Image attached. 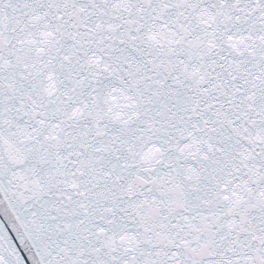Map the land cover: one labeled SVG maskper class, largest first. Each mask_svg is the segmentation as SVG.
Returning <instances> with one entry per match:
<instances>
[{"label":"water","instance_id":"95a60500","mask_svg":"<svg viewBox=\"0 0 264 264\" xmlns=\"http://www.w3.org/2000/svg\"><path fill=\"white\" fill-rule=\"evenodd\" d=\"M57 1L62 2L57 4ZM82 1L85 2V5L90 10L98 5L99 1H101V5L99 6L100 10L95 9V11H90L84 8L87 10L86 12H91L89 14L87 13L91 18L88 19V21L91 23V26L88 28V33L80 34V37H77L74 40L76 41L74 42L75 45H83L84 50H82L81 53L69 49L66 59L65 56L58 58L51 55H49L47 58L44 55L45 51L48 49L49 43L48 41L43 40V45L46 47L26 57L29 59V63L28 65L22 63L21 69L23 73L21 75H18L15 71L10 70V72L7 74L5 73L4 77L0 76V78L3 77V82L0 84V264H87L88 262L85 256H80L76 258L75 261H73L71 257L72 251H66V246L68 245L65 243H60L59 240L61 239V236L59 235V223L62 221L65 222L71 220L72 213L81 208L83 211L78 213L81 216H84L85 219H81L80 221H84L86 228L89 227V223L93 224L90 213L98 209L99 201H94L92 197L98 195L99 199H101L102 195L106 192L105 189L97 190L96 188L111 189L110 193L112 192L113 194H116V191L121 192V194L119 193L120 196L118 195L116 198L124 199L128 197V200L136 201L138 205L137 208L134 209L135 215L133 210L126 212V215H133L132 219H126L123 224V227L126 230L120 227L117 231L116 228L120 226L119 223L121 222H119V220L114 221L111 217L110 219L107 218V216H104L106 213L102 212L100 214V218L96 222L103 224L102 229L104 231V235H107L109 232L113 233L115 230L117 232L114 234V236L117 238H123V236L127 237L133 234L130 239H133V244L136 245V247H139V250L136 249V251L138 253L142 252L143 258L148 259V261H146L147 264H172V262L167 259V255L163 257L161 256L164 250L167 251V244L164 243L163 240L167 239L169 241L168 243L171 241L170 237H166L167 224L162 221V218L165 219L164 216L167 212L164 210L166 206L170 205L169 213H171V210L174 211L175 208L178 209L181 200H184L183 197L180 196L181 192L179 188L175 187L171 188L170 190L168 189L167 192L164 191L157 196H153L146 192L144 199H141L143 198L142 194L137 192L136 194H140L141 196L134 195L133 193L135 190L129 189L127 186L123 187V185L120 187L119 184L110 181L109 176L110 171L113 167H115L117 162L124 160L128 162L129 159L132 158L138 166L135 164L134 166H131V169L135 170V172L141 171L144 173L142 181H144L145 185L142 188L145 189L150 183L156 182L150 181L148 175L152 171L151 168L157 164V162H155L158 158L157 146L161 145L164 147L169 141L170 136H175L176 132L174 128H171V125L169 124L170 126L167 128L165 138L160 141L155 140L150 142L151 147L142 145V142L138 138H135L133 143H131L128 135L125 134L124 131L130 128V133L133 132L131 126L134 122V119L132 116H129L126 120H123L125 118H122L119 112H115L110 108H104L102 104L97 103L104 114L108 116L114 112L115 115L114 118L110 120L111 124L98 126L97 122L99 119L87 114L88 109L92 104L95 103L94 101H91L88 106H83V100L80 103H76V105H74L72 100L75 98L72 96V94L64 97L65 93H67L65 89L69 91V89H72L73 87L77 88V92H79L78 96L81 97L84 94L86 95L85 86L80 82V69L77 66L78 64L82 63V69L87 67L86 72L88 70V75L90 70H93V72L97 74L99 67L107 68L108 63L112 64L111 69L117 65L124 64L126 56H124V59H122V54L120 52H118L116 55L114 52H112L109 56H106L104 59H102V53L108 44V42H105L108 39L107 35H110L112 31L118 29L116 24L117 22L113 24L115 18H103L102 14L104 11L102 8H108L106 1L69 0V2H67V0H41L36 6H30L27 8L19 7V9H17L19 12L22 11L26 15L25 21L19 25L21 28H25L33 21H36V23L38 22L41 25L46 24L45 21L47 18H44V16L41 14L42 12L40 11H44L43 7H45V5L48 3H56L59 8H63L68 12L70 17H73V15L78 12V8L81 7ZM69 4H72L73 9L76 10H73L72 6L70 7ZM164 7L170 10L172 13L182 16V19L188 17V20H184L183 23L189 29L197 24L198 14L188 13L185 8H179L177 5H174V7L165 5ZM212 10L213 9L210 8L211 12ZM27 11H33L31 12L32 15L28 16L29 12ZM84 14L86 15V13ZM29 18L30 21L28 24L27 19ZM131 18L132 17L130 16L128 21H130ZM51 19L55 20L56 18ZM85 21L87 20L84 18V22ZM65 22L68 24L64 27L63 32H65L67 36L70 35L74 28H83V22H77L75 20V16L73 21L70 20V18H65L60 22H57L56 20L54 21L55 24H65ZM112 24L114 26H112ZM3 25L4 24L2 22L1 27ZM174 25L177 30H183L181 21L170 22L169 26L164 28V33L166 34V44L170 45L171 47V40L168 42L167 39H169V34L174 31ZM30 29L31 28L24 29L23 40H25L24 38L27 35V31ZM209 31H212V29H207V32ZM161 34L162 33L160 32H151L148 35V39L152 35H155L161 39ZM201 34L204 35V31H202ZM176 36L177 35H175V37ZM90 38L102 41L101 46L97 50V54L90 55L87 53L89 50V45L92 41ZM142 41L144 43V39H142ZM77 42L78 44H76ZM27 44L33 45L34 43L28 42ZM199 48L200 43L197 42L193 49L194 51H198ZM150 51L151 52L144 56L141 61L137 59L140 61L141 66L144 62L145 65L149 63H146V61L150 55L154 54L155 50L151 49ZM84 54H86L87 57L89 56L88 60ZM174 54L179 55L180 53L177 52ZM222 55H224V52L215 55L212 62V67H217V58ZM171 56L172 55H169L168 59L164 63L163 69L165 72H168L172 68L178 72L179 69L184 67V71H186L185 73H188V66L192 65L193 63V66L197 68V70L203 69L199 66L203 65L204 63L210 66V64L207 62L208 60H204L199 52H190V57H188V61L186 62L181 61L180 59L176 58V56ZM43 58H45V60ZM116 59H120L121 63L120 61L118 63H114L113 60ZM20 60L21 57L16 56L14 61L5 62V64H8L9 66H15L18 63L20 64ZM201 60H203L204 63ZM53 61L58 63H53ZM90 62L93 64L91 65ZM130 62L131 61L127 60L125 64ZM50 64L56 68L53 70V72L51 69V72L49 73V77L52 80L45 82L47 85L48 83H51L55 88H59L61 90L55 94V97L54 94L47 95L44 93V96L35 98L33 96V93L35 92L33 86H40L41 82H43L41 80L43 79L44 72L46 71V73H48L45 69H47L48 66L50 67ZM33 68L35 69L34 72ZM151 68L152 66L148 65L143 69L149 70ZM111 69L108 70V76H106V72L98 73L99 79L107 83L102 95L99 96L98 101L101 103V99L103 98L105 101L115 99L114 103L124 106L126 103L123 96L124 90L122 89L119 92V90L116 89L121 85H118V80L113 76ZM54 72H58V74L53 78L52 73ZM129 74L131 77H133L135 82H132L128 85L125 90V94L128 93L130 89L135 95H137V93L143 89L145 84H142V81H136L135 74H137V71H130ZM191 74L189 76H191ZM233 74L235 73H231V70H228L224 72L222 76L228 80L231 79ZM206 78L211 80L210 77L206 76ZM28 81H34L35 83H29L20 86L21 83H28ZM83 89L84 92H80V90ZM181 89H184V87L179 85V87L176 89H171L170 91L174 94H177ZM212 89L213 88L210 90ZM128 97L130 96L128 95ZM55 98L57 101H55ZM185 98L186 96L183 99ZM179 99V97L176 98V104L178 101H180ZM64 100L66 102L72 101L73 106L70 108L72 110L75 109L79 113H76L74 110L75 113L72 118L68 117L66 119H62L60 114L62 109L59 106L64 103ZM140 101L141 98H138L136 106L131 108H136L139 112H142L145 115L150 111L154 115L161 116L160 119H163L162 116L164 114V110L161 112L162 110L158 107L157 103H153L152 108H149L147 111H145L144 108H142ZM211 101L212 98L208 100V103L210 104ZM111 102L113 101H110V103ZM110 103H107V105ZM103 104L104 106L106 105L105 103ZM126 107L129 110V107ZM131 111L132 110H129V115L132 114ZM183 112L185 113L187 110H184ZM45 120L50 124V126L47 128L44 127L46 123ZM104 120H106V118ZM75 121L81 128H84L83 124L85 126H89L88 130L91 133H83L82 135L84 136H80V132L75 130L77 128H72L71 124L75 123ZM143 122H145V120ZM70 131L75 134V140H77L76 142H78V137H83L81 142L86 143V145L83 146L84 149L81 152H77V154H71L70 152L66 151V142L72 137ZM259 131V128L256 130L251 129V131H245V133L252 132L250 137H246V143L248 142V138L255 139L254 134L258 133ZM202 135V131L200 133L197 131L194 136L192 135V138L195 137L198 139V136L201 137ZM57 136L59 137L58 141L56 138ZM134 137L135 135H133V138ZM259 144V147L263 148L262 144ZM250 145L251 143H249V146ZM249 146L247 145V148ZM142 149L148 150L147 154L144 155L142 153ZM260 152L264 153V149H260ZM134 154L136 156H134ZM216 156L217 158H220L219 152H216ZM82 159L97 161L99 163H95L92 166L89 164L84 166L81 163ZM243 161L248 163L249 158L245 156ZM24 162H26L25 168L22 167ZM98 164H100L101 167L98 166ZM197 165L198 164L194 162L191 163V170H197L203 164H199V166ZM144 167H147L148 170L142 171ZM93 170L94 172H92ZM244 170L249 172V179L245 178L246 183H249L251 186L253 184L255 185V193L259 192L258 196H260L262 200L252 206V211L247 209L246 211L241 210L237 211L236 214H231L230 219H235V217L239 216L241 220L239 230H243V234L248 233V227L252 228V224L255 223L256 217L259 215L257 213H260L261 209L264 210V186H260L264 183V165H261V167L255 171H252L251 165H248ZM145 173H147V175H145ZM192 176H195L194 172ZM60 178H65V182L61 181ZM165 178L168 181L170 180L171 183H174L171 181L168 175H166ZM187 178L188 176L185 180L181 178L178 184L184 183V181H187ZM58 179L60 180V183ZM230 185L231 183L228 182L223 187L226 188ZM137 186L141 187L142 184L137 183ZM90 188H93L91 195L89 193L87 194V189L90 190ZM232 188L237 191L234 186H232ZM233 194L234 197L238 198V192ZM175 199H177V201H173ZM47 200L48 202L45 204L44 202ZM236 203L237 202H235V205H237ZM258 206L261 209H256L259 208ZM246 208H249V205H247ZM114 210L115 207L112 209V216H114ZM162 210L164 212H162ZM254 210H256V212ZM124 218H126V216H124ZM260 220L261 222H264V216H261ZM262 224L263 223L257 222L254 225L256 228L255 233H261L259 237H250L248 240H246L247 242L243 239L242 241H237L239 244H243L237 253L232 254L235 257L237 254L240 255L237 258L241 260V264H251V262L253 264L256 262L264 264V230L261 227ZM208 226L209 225H202L199 223L196 225V227H194V230L199 231L201 228L209 229ZM229 226H232V224ZM213 227H215V225H213ZM73 236L80 240L82 237V232H73ZM179 239L185 240L186 237L180 235ZM252 239H254L253 242L249 244L248 241L250 242ZM103 240L104 239L101 241L98 240V242H102ZM231 242L233 243V241ZM255 244H259V246L256 247ZM157 245H159L157 247L159 253L151 254L150 251ZM187 245H189L188 241H183L182 247H187ZM120 247L124 248L123 245ZM109 249L110 248L108 247L107 243H97L94 248L96 256L93 255V258L97 257V259L93 261L92 264L101 262L99 259L104 253L108 252L109 256L111 257L113 252L110 253ZM206 249L207 246L205 244H202L197 248L193 247L192 254L196 252L199 253L200 251L205 252ZM120 251L121 250L119 249L116 253L120 254ZM129 251L136 255V252L133 248H130ZM78 255H84V253L80 252ZM202 259L204 260L198 262L194 260L192 264H209L207 257ZM150 260L151 263H149ZM190 262L191 261L188 263ZM118 263L119 261L116 264ZM122 264L127 263L124 262Z\"/></svg>","mask_w":264,"mask_h":264}]
</instances>
